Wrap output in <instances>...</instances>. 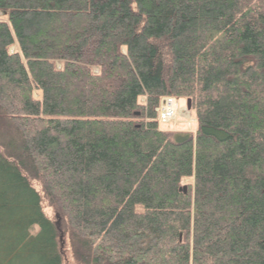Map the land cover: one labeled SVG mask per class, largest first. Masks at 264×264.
Here are the masks:
<instances>
[{
	"label": "trees",
	"instance_id": "obj_1",
	"mask_svg": "<svg viewBox=\"0 0 264 264\" xmlns=\"http://www.w3.org/2000/svg\"><path fill=\"white\" fill-rule=\"evenodd\" d=\"M0 124V264H264V0H0Z\"/></svg>",
	"mask_w": 264,
	"mask_h": 264
},
{
	"label": "rangeland",
	"instance_id": "obj_2",
	"mask_svg": "<svg viewBox=\"0 0 264 264\" xmlns=\"http://www.w3.org/2000/svg\"><path fill=\"white\" fill-rule=\"evenodd\" d=\"M185 104H182V107L180 105V113L178 114V117L175 121H172L171 124L166 126H160L161 130L166 132L167 134L176 135V134H190V135H196V126L197 124H194L192 127L189 126L188 123H186L185 119L187 118V114L184 113ZM184 106V107H183ZM193 119L194 116H193ZM14 136L13 133L9 130L7 125L0 124V148L3 150L10 149L14 151L11 147L14 143ZM37 187V186H35ZM184 188V187H183ZM46 214L48 217L52 218V213L50 211H46ZM55 218L57 217L55 214H53ZM64 239L66 241H64ZM63 244L61 245V253L65 259V264H76L73 261L71 248H70V242L69 238L65 237L63 234H61L60 241Z\"/></svg>",
	"mask_w": 264,
	"mask_h": 264
},
{
	"label": "built area",
	"instance_id": "obj_3",
	"mask_svg": "<svg viewBox=\"0 0 264 264\" xmlns=\"http://www.w3.org/2000/svg\"><path fill=\"white\" fill-rule=\"evenodd\" d=\"M177 107L175 102L171 99L165 101L164 105L160 109V121L166 124L176 117Z\"/></svg>",
	"mask_w": 264,
	"mask_h": 264
},
{
	"label": "water",
	"instance_id": "obj_4",
	"mask_svg": "<svg viewBox=\"0 0 264 264\" xmlns=\"http://www.w3.org/2000/svg\"><path fill=\"white\" fill-rule=\"evenodd\" d=\"M187 109L189 111H191V102L190 101L187 102ZM186 192H187V187H184V193H186Z\"/></svg>",
	"mask_w": 264,
	"mask_h": 264
},
{
	"label": "bare ground",
	"instance_id": "obj_5",
	"mask_svg": "<svg viewBox=\"0 0 264 264\" xmlns=\"http://www.w3.org/2000/svg\"><path fill=\"white\" fill-rule=\"evenodd\" d=\"M189 101V100H188Z\"/></svg>",
	"mask_w": 264,
	"mask_h": 264
}]
</instances>
